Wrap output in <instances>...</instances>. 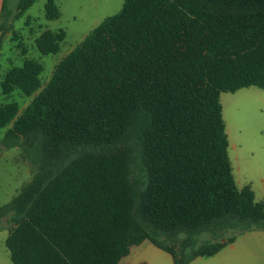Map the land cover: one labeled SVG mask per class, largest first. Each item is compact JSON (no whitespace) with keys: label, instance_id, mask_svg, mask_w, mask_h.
<instances>
[{"label":"trees","instance_id":"obj_1","mask_svg":"<svg viewBox=\"0 0 264 264\" xmlns=\"http://www.w3.org/2000/svg\"><path fill=\"white\" fill-rule=\"evenodd\" d=\"M8 1L0 49L37 0L7 14ZM45 18H60L54 0ZM65 38L46 30L36 46L57 55ZM43 71L26 59L3 94L33 96ZM249 87L264 89V0H124L21 114L0 105V129L12 124L0 146L37 168L0 206L12 264H120L145 241L190 264L264 231V204L235 182L221 104Z\"/></svg>","mask_w":264,"mask_h":264},{"label":"rangeland","instance_id":"obj_2","mask_svg":"<svg viewBox=\"0 0 264 264\" xmlns=\"http://www.w3.org/2000/svg\"><path fill=\"white\" fill-rule=\"evenodd\" d=\"M45 1L38 0L23 17L9 21L8 30L2 35L0 105L16 102L19 106V114L49 82L59 62L105 18L118 14L124 3V0H63L62 4H58L60 18L47 21ZM17 3L18 0L8 1L7 14L15 11ZM46 30L54 32L62 30L66 34L60 53L57 55L42 56L37 49L36 40ZM26 59L35 60L43 65L41 88L31 97H26L19 91L4 95L1 90V81L5 74L13 67L22 66ZM221 104L231 144L229 157L234 168L237 163L245 165L249 162H264V89L249 87L236 93H222ZM5 133V129H0V140ZM36 171L37 168L22 156L19 148L5 150L0 146V206L9 204L32 181ZM234 176L239 190L249 185L248 179H250L249 183H254L257 188L262 184L258 182L260 178L256 173H250V177L240 174L243 182H240L237 171L234 172ZM2 224L7 227L5 220ZM231 235L232 233L226 235L222 242ZM7 236L8 233L5 230L0 231V264H12L9 251L5 246ZM200 239L208 240L210 235L205 233ZM168 259L171 263V259ZM150 264L164 263L159 259L151 258Z\"/></svg>","mask_w":264,"mask_h":264},{"label":"crops","instance_id":"obj_3","mask_svg":"<svg viewBox=\"0 0 264 264\" xmlns=\"http://www.w3.org/2000/svg\"><path fill=\"white\" fill-rule=\"evenodd\" d=\"M47 1L48 0L45 1V4L47 3ZM54 1L57 5L62 4L63 2V0ZM3 2L4 0H0V14L2 11ZM11 126L9 125L4 128L6 132L11 128ZM233 147L235 146L233 145ZM232 168L233 175L234 172L237 171L240 182H243L240 174L243 176L247 175L248 177H250V173H256V175H258V177L260 178V181L258 182L262 183L259 188H257L254 183H249L250 179H248L247 181V184L249 185H245L243 188L250 186L251 190L254 193L255 200L264 204V162H249L245 165H240L237 163L236 168H234L233 164ZM261 192L263 193V195H261ZM5 231L8 233L7 230ZM151 258L159 259L163 261L164 264H173V259L170 254L155 247L149 241H145L138 246L132 247L130 254L127 257L123 258L120 264H150ZM168 258L171 259V263ZM190 264H264V231H252L240 234L236 237L235 241L232 244L227 245L217 254L210 257L197 258Z\"/></svg>","mask_w":264,"mask_h":264}]
</instances>
